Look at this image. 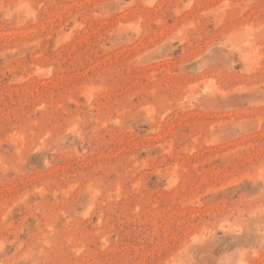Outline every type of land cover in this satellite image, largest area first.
<instances>
[{"label":"rangeland","instance_id":"obj_1","mask_svg":"<svg viewBox=\"0 0 264 264\" xmlns=\"http://www.w3.org/2000/svg\"><path fill=\"white\" fill-rule=\"evenodd\" d=\"M0 264H264V0H0Z\"/></svg>","mask_w":264,"mask_h":264}]
</instances>
